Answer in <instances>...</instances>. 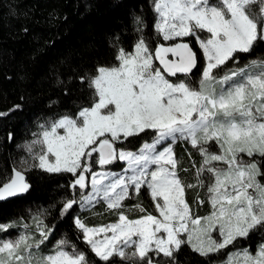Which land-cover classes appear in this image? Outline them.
<instances>
[{
    "label": "snow or ice",
    "instance_id": "6c2138e0",
    "mask_svg": "<svg viewBox=\"0 0 264 264\" xmlns=\"http://www.w3.org/2000/svg\"><path fill=\"white\" fill-rule=\"evenodd\" d=\"M154 12L156 33L166 42H180L159 44L152 51L141 37L132 52L119 48L118 65L98 67L89 82L92 106L75 117L64 115L40 125L42 131L26 146L38 161L31 167L71 173L76 177L73 188L85 190V174H90L91 191H81L79 201L67 200L62 217L77 203L91 208L103 202L118 213L116 223L102 226L90 227L74 218L91 252L108 264L116 256L154 264L149 253L174 260L182 245L208 257L264 230V60L253 59L217 75L229 62H237L238 54L264 43V0H155ZM185 37H195L202 66L197 52L183 42ZM198 68L201 76L193 87L190 77ZM180 76L184 79L172 82ZM7 115L0 112V117ZM148 132L154 133L150 142L137 151L118 147ZM179 141L202 157L195 184L180 178L174 152ZM211 144L218 151H209ZM116 162L126 163L121 173L93 171V164L103 169ZM29 188L25 173L14 168L11 179L0 186V202ZM195 188H206L211 205L207 216L196 215L186 199V190ZM142 190L149 193L159 218L151 213L137 219L126 215L124 201ZM197 203L205 200L198 197ZM127 210L146 213L140 204ZM15 227L0 224V233ZM23 228L15 239L0 238V264H95L74 244L68 250L65 239L41 253L52 234L43 221L36 220L39 239L27 231L29 225ZM222 264H264V243L255 252L247 247L228 252Z\"/></svg>",
    "mask_w": 264,
    "mask_h": 264
},
{
    "label": "trees",
    "instance_id": "16d2710c",
    "mask_svg": "<svg viewBox=\"0 0 264 264\" xmlns=\"http://www.w3.org/2000/svg\"><path fill=\"white\" fill-rule=\"evenodd\" d=\"M155 21L154 0H0V112L8 113L0 117V186L11 179L13 169L17 168L25 153L22 144L37 133L42 122L64 114H75L80 108L95 102L94 89L89 88L90 77L98 67L118 63L115 57L119 48L132 51L141 37L153 50L158 44L166 43L156 33ZM184 41L197 52L202 66V52L195 38L186 37ZM261 44L258 43L251 53L238 54L237 62H229L218 73L243 63L245 57L254 53ZM193 76L200 77L201 69H195ZM153 135V132L141 134L132 138L131 143L125 142L118 147L138 149ZM174 149L180 159L182 181L195 184L196 169L202 162L198 150L183 141L177 142ZM120 166L121 162L115 164L116 168ZM27 174L30 188L26 194L0 202V224L31 222L41 216L48 228H53L51 242L65 239L69 241L68 249L71 250L74 244L95 264H108L95 257L84 242L83 233L75 227L72 214L77 206L70 209L69 214L61 216L64 203L74 196L71 185L75 176L71 173H49L36 167L28 170ZM261 182L264 183V177H261ZM198 197L205 200L203 205L197 203ZM186 198L196 215L211 211V205L205 198V188L187 189ZM135 204L142 205L146 213L127 210ZM124 205L126 215L131 219L155 213L147 190L124 201ZM88 214L84 211L79 215L85 219ZM89 215V226L118 221V213L109 211L103 202ZM262 242L264 230H257L250 238L239 239L235 247L229 246L222 253L208 257L194 252L188 245H182L174 253V260L162 255L152 258L160 263L213 264L237 248L249 247L255 251ZM111 264L139 262L116 256Z\"/></svg>",
    "mask_w": 264,
    "mask_h": 264
},
{
    "label": "rangeland",
    "instance_id": "374dc122",
    "mask_svg": "<svg viewBox=\"0 0 264 264\" xmlns=\"http://www.w3.org/2000/svg\"><path fill=\"white\" fill-rule=\"evenodd\" d=\"M212 2H215V0H212ZM154 4H155V0H154ZM258 11V10H257ZM206 36H207V33H204V34H202V38H206ZM186 38V37H185ZM185 38H183V42H187V41H184V39ZM195 38V37H194ZM196 40V39H195ZM145 42H146V40H145ZM166 42V41H165ZM171 41H167V43H170ZM173 42H180L179 40H177V41H172V43ZM147 43V42H146ZM188 43V42H187ZM148 44V43H147ZM190 44V43H189ZM149 45V44H148ZM150 46V45H149ZM150 49L152 50V51H154L151 47H150ZM134 50V49H133ZM132 50V51H133ZM132 51H129V52H132ZM246 59H244V61H243V63L241 62V64H239L237 67H243L246 63H248L250 60H253V59H262V60H264V43H262L261 45H259L258 46V48L255 50V52L254 53H252L251 55H249V56H247V57H245ZM156 64H157V66H159V64H158V62H156ZM118 65V63H116V64H114V65H106V66H104V67H112V66H117ZM237 67H235V68H237ZM234 68V69H235ZM229 70V68L228 69H226L223 73H217V75L218 76H222V75H224L225 74V72L226 71H228ZM97 74V72L95 73V74H93L91 77H90V81H91V79L95 76ZM194 75V74H193ZM193 75H191V77H190V81H191V84H192V86L193 87H198V82H199V79H200V77H194ZM196 79V81L195 82H193L192 80L194 79L193 77ZM179 79H184V77L182 76V77H179L178 79L177 78H174V79H172V82L173 83H176V82H178V80ZM94 103V102H93ZM92 103V104H93ZM92 104L90 105V106H84V107H91L92 106ZM83 108V107H82ZM82 108H80L79 110H81ZM79 110L75 113V114H64V115H70V116H73V117H75V115L79 112ZM64 115H61V116H57V117H52V118H49L48 120H46V121H44V122H42L40 125H45V126H48L51 122H53V121H55V120H58L59 118H61L62 116H64ZM42 131V129H41V127H40V129L37 131V133H35V134H39L40 132ZM37 137L36 136H33L31 139H29V140H27V141H25L23 144H22V147H23V150H24V154L22 155V157H21V161H20V163L17 165V168L18 169H20V170H22V171H25V172H27L28 170H30L32 167V165L33 164H35V163H38V161H34L33 159H32V157H31V154H29L28 152H27V150H26V146H27V144H29L32 140H34V139H36ZM151 140V139H150ZM150 140H147V141H149L150 142ZM120 147V146H119ZM35 151H39V146H36L35 147V149H34ZM125 150H131V151H137L138 149H125ZM209 151H212V152H216V151H218V148H217V146L215 145V144H211V145H209ZM174 152H175V149H174ZM176 155V154H175ZM177 157V156H176ZM177 159L180 161V159L177 157ZM118 162H116L115 164H117ZM115 164H113V165H107V166H104V168L103 169H101V167L98 165V164H93V171H101V170H105V171H112V172H116V173H121V171H122V169L123 168H125L126 167V163H124V162H121V166L120 167H118V168H116L115 167ZM86 175V183L89 185L85 190H81V189H79V187L77 186L76 188H72L73 189V193H72V195H74L73 197H69L67 200H70V199H75V200H77V201H79V199H80V195H81V191H83L84 192V194H87V192H89V191H91V187H90V180H91V176H90V174H85ZM207 174H205V176H206ZM76 178V177H75ZM181 178V177H180ZM182 180V179H181ZM205 184H207V179H205ZM205 192H206V188H205ZM150 196V195H149ZM132 197H137L135 194H132ZM187 199V198H186ZM188 201V200H187ZM100 203H102V202H100ZM100 203H98V204H100ZM189 203V202H188ZM98 204H96L94 207H91V208H82V207H80V205H79V203H77V204H75V205H73V207H75V206H77V210L75 211V213H73L72 215H73V217L74 218H76V217H79V218H81L87 225H88V222H87V219H88V217L90 216L89 214H91V212H93V211H95V209H96V207L98 206ZM190 204V203H189ZM191 206V205H190ZM192 207V206H191ZM193 209V208H192ZM84 211H88L89 212V214L86 216V218L85 219H83L79 214L81 213V212H84ZM211 212V211H210ZM210 212H208L207 214H205V215H202V216H207ZM152 214V213H151ZM152 215H155V216H157L158 218H159V213L157 212V211H155V213H153ZM36 218V220L38 219V220H41V221H43V224L44 225H46V223H45V221L44 220H42V217L40 216V217H35ZM129 219H131V218H129ZM137 219V218H136ZM36 220H33V221H29V222H22V221H20V222H18L17 224H16V227L15 228H10L9 230H8V234H1L0 233V238H5V239H15L20 233H22V232H24V231H26L24 228H23V225L24 224H27V225H29V229L27 230V231H30L33 235H35V237L37 238V239H39V232H37L36 231ZM22 222V223H21ZM116 223V222H115ZM47 226V225H46ZM89 226V225H88ZM98 226H102V225H98ZM48 227V226H47ZM91 227V226H90ZM50 229H52V232H53V228H50ZM111 233H109V235H110ZM102 235V234H101ZM57 241H54V242H51V238H50V236H49V239H48V241H46L45 242V244L44 245H42L41 246V253H44V254H46L51 248H52V246L56 243ZM262 243H264V242H262ZM247 248H249V247H247ZM68 250H70V249H68ZM133 249H129L128 251L130 252V251H132ZM233 251H235V250H233ZM253 252H255V251H253ZM160 255H162L163 256V254H160ZM152 257L153 258H155V259H157L158 257H159V255H156L155 253H153V255H152ZM164 257V256H163ZM152 258V259H153ZM164 258H169V257H164ZM226 258V257H225ZM224 258V259H225ZM223 259V260H224ZM223 260H221V261H218V262H215V263H213V264H222V261Z\"/></svg>",
    "mask_w": 264,
    "mask_h": 264
},
{
    "label": "water",
    "instance_id": "95a60500",
    "mask_svg": "<svg viewBox=\"0 0 264 264\" xmlns=\"http://www.w3.org/2000/svg\"><path fill=\"white\" fill-rule=\"evenodd\" d=\"M176 43V42H175ZM187 43V42H186ZM160 44H165L166 46H168V45H170V44H172V43H160ZM159 45V44H158ZM191 46V45H190ZM192 47V46H191ZM193 48V47H192ZM194 50V49H193ZM195 51V50H194ZM169 58H171V56L169 57ZM158 62V61H157ZM159 64V63H158ZM195 70V69H194ZM16 170H20V169H18V168H16ZM20 171H22V170H20ZM22 172H24L25 173V176H26V179H27V182L29 183V180H28V174H27V172H25V171H22ZM8 182V181H7ZM30 184V183H29ZM26 193H24V194H22V195H19V196H24ZM18 197V196H17ZM13 198H16V197H13ZM13 198H10V199H13ZM10 199H8V200H10ZM8 200H6V201H8ZM2 202H5V201H2ZM153 262H154V264H171V263H160V262H158L157 260H153Z\"/></svg>",
    "mask_w": 264,
    "mask_h": 264
},
{
    "label": "flooded vegetation",
    "instance_id": "af4514ba",
    "mask_svg": "<svg viewBox=\"0 0 264 264\" xmlns=\"http://www.w3.org/2000/svg\"><path fill=\"white\" fill-rule=\"evenodd\" d=\"M170 43H172V41H171ZM173 43H175V42H173ZM173 79H174V78H173Z\"/></svg>",
    "mask_w": 264,
    "mask_h": 264
}]
</instances>
